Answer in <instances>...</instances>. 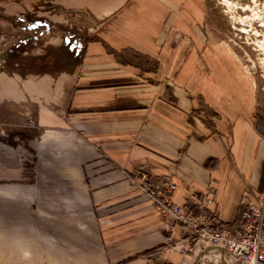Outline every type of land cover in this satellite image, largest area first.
Segmentation results:
<instances>
[{
	"label": "crops",
	"instance_id": "crops-1",
	"mask_svg": "<svg viewBox=\"0 0 264 264\" xmlns=\"http://www.w3.org/2000/svg\"><path fill=\"white\" fill-rule=\"evenodd\" d=\"M212 15L205 0H104L52 26L64 57L32 81L33 133L0 140V264L51 258L56 243L78 254L67 264H184L170 248L187 230L131 186L139 170L172 181L194 215L213 188L206 212L235 226L264 186V124Z\"/></svg>",
	"mask_w": 264,
	"mask_h": 264
},
{
	"label": "rangeland",
	"instance_id": "rangeland-1",
	"mask_svg": "<svg viewBox=\"0 0 264 264\" xmlns=\"http://www.w3.org/2000/svg\"><path fill=\"white\" fill-rule=\"evenodd\" d=\"M205 3L222 38L232 45L253 80L259 120L264 123V0H205ZM103 6L104 0L91 3L89 0H0V140L16 143L33 133L35 93L43 89L38 90L32 81L46 79L55 72V60L62 62L64 57V51L59 49L64 34L52 30V26H62L68 20L65 16L98 13ZM31 91L35 96L28 100ZM62 246L54 244L51 258L21 260L24 264L76 261L78 254L67 255ZM203 248L201 253H185L188 258L184 264H231L222 254Z\"/></svg>",
	"mask_w": 264,
	"mask_h": 264
},
{
	"label": "built area",
	"instance_id": "built-area-1",
	"mask_svg": "<svg viewBox=\"0 0 264 264\" xmlns=\"http://www.w3.org/2000/svg\"><path fill=\"white\" fill-rule=\"evenodd\" d=\"M131 185L144 192L157 207L161 217H171L183 226L186 237L178 242L185 254L194 251V245H206L210 251L223 255L231 264H264V186L260 193L252 194L239 214L235 226L229 228L214 221L213 216L206 212L211 202L213 188L193 198L200 210L198 215L183 212L170 196L176 189L168 179L153 178L147 172L139 170L129 176ZM251 193L246 187L243 197ZM169 229L170 224H165ZM173 248V247H172Z\"/></svg>",
	"mask_w": 264,
	"mask_h": 264
},
{
	"label": "trees",
	"instance_id": "trees-1",
	"mask_svg": "<svg viewBox=\"0 0 264 264\" xmlns=\"http://www.w3.org/2000/svg\"><path fill=\"white\" fill-rule=\"evenodd\" d=\"M258 119H259V115H258ZM258 121H259L260 126H261V124H264V123H262L261 120H258ZM263 133H264V132H263Z\"/></svg>",
	"mask_w": 264,
	"mask_h": 264
},
{
	"label": "bare ground",
	"instance_id": "bare-ground-1",
	"mask_svg": "<svg viewBox=\"0 0 264 264\" xmlns=\"http://www.w3.org/2000/svg\"><path fill=\"white\" fill-rule=\"evenodd\" d=\"M205 246V245H204Z\"/></svg>",
	"mask_w": 264,
	"mask_h": 264
}]
</instances>
